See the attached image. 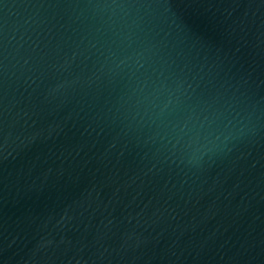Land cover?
<instances>
[{"label": "water", "instance_id": "1", "mask_svg": "<svg viewBox=\"0 0 264 264\" xmlns=\"http://www.w3.org/2000/svg\"><path fill=\"white\" fill-rule=\"evenodd\" d=\"M0 264H264V0H0Z\"/></svg>", "mask_w": 264, "mask_h": 264}]
</instances>
